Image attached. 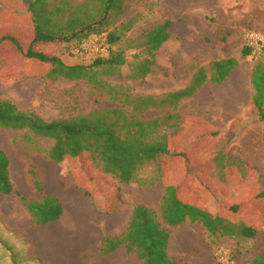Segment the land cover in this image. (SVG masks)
I'll return each instance as SVG.
<instances>
[{"label": "trees", "instance_id": "obj_1", "mask_svg": "<svg viewBox=\"0 0 264 264\" xmlns=\"http://www.w3.org/2000/svg\"><path fill=\"white\" fill-rule=\"evenodd\" d=\"M124 1L96 0L95 5L91 6L87 0L75 6L73 0H22L25 11L33 22L34 40L27 51L18 37L6 35L0 38V42H13L30 63H50L51 68L45 74L48 80L53 82L61 77L73 81L83 80L108 94L111 100L119 102L121 106L96 108L88 114L46 120L35 112L19 109L11 100L0 99V130H25L28 141L34 137L53 140V146L46 153L48 159L56 162L71 160L74 174L76 166L79 167V177L86 173L83 171L86 164L91 163L99 171L119 182L140 187L153 186L157 182L165 183L159 210L145 204H136L127 229L116 238H107L102 249L105 254L124 246L142 264H180L168 254L170 232L164 224L177 227L184 222L198 223L214 240L223 237H258L264 233V229L254 223V218L262 215V211L255 215L256 211L251 210V215L245 220L241 217L242 202L231 204L230 198L233 196L229 198L230 195L224 189H214L215 192L212 193L202 182L193 180L191 184H195V188L200 191L197 195L199 200L205 202L198 205L183 199L178 188L165 181L168 168H165V162L168 158H182L181 162L186 158L185 154L176 151L175 147L172 148V138L179 134L181 128L178 104L183 98L192 97L206 81L223 82L241 60H219L208 67H201L186 88L160 98L155 95H137L128 87L109 83L105 78L123 75L124 68L129 70L125 75L127 79L143 82L155 71L154 51L169 36V23L158 25L139 38L131 39L123 35L137 22V18L127 21L116 33H106V29L103 30L100 26L102 22L99 24L96 19L101 17L106 20L110 11L120 4L123 5ZM91 8L95 12L92 17L89 16ZM96 33L105 35L110 52L82 59L85 64H68L57 55L49 57L33 47L37 42L60 41L69 44L75 40V49ZM129 50L135 52L128 54ZM251 55L246 46L243 59ZM253 57L258 60L251 76L252 103L259 119L264 121V53ZM231 62H234L231 68L224 65ZM212 69L216 70L215 75ZM170 106L174 107L171 112L152 118L145 116V112L151 108ZM184 166H176L183 169L179 173L193 174L188 165ZM149 168L151 171L147 174ZM33 183L38 192L44 193L43 180L35 176ZM0 193L17 197L37 225L57 221L63 214L62 203L56 196L44 194L42 198L36 199L21 194L11 178L9 157L1 147ZM86 193L90 195L87 190ZM252 193L250 199H246L264 200L263 191L255 194L254 189ZM6 236L8 237V232L0 228V245L6 242ZM6 257L16 264H22L25 260L24 247L13 249ZM228 264H232L231 257ZM249 264H264V251L258 253Z\"/></svg>", "mask_w": 264, "mask_h": 264}, {"label": "rangeland", "instance_id": "obj_2", "mask_svg": "<svg viewBox=\"0 0 264 264\" xmlns=\"http://www.w3.org/2000/svg\"><path fill=\"white\" fill-rule=\"evenodd\" d=\"M84 1L87 0H73L75 6ZM88 1L91 6L95 5L96 0ZM126 1L131 4L128 10L132 14L138 2L137 0ZM245 2V5L242 4L234 9V12L238 10L239 13L244 15V20L232 23V29L237 31L240 36V40L237 42L238 45L245 42L246 46L248 33L256 31L264 34V0H245ZM22 6L21 0H0V38L6 35H16L17 30L21 35L18 39L27 51V48L30 47L28 21L24 16H12L10 14L11 11H20ZM94 14L95 12L91 8L89 16L92 17ZM101 20V17L96 19L99 24L102 22L100 26L103 30L106 29V33H116L118 31L114 28L115 19L108 16L106 20ZM126 34L128 35V31L123 33V35ZM205 42L206 44L204 43L200 49V54L189 53L186 55L181 53L177 56V65H180V67L173 73L168 71V75H164V78L160 81L157 78L154 79L152 75H149L143 82L129 80L125 77L129 71L128 68L123 69V75L106 77L105 80L113 85L128 87L132 93L137 95L146 94L162 97L165 94L162 91H167L169 88L175 91L182 87L186 88L189 85V79L198 70L184 67L187 66L186 64H188L187 62L191 56L192 62L197 63H207L206 61L210 59L216 57V59H219L222 56L215 45L210 47L209 42L206 40ZM75 43V40L69 44L60 41L41 42L33 47L49 57L57 55L68 64H85L86 62H83L74 54L76 48L73 49V47ZM0 44H2L0 45V99L13 101L19 109L35 112L46 120H55L81 113L88 114L96 108L121 106L119 102L111 100L108 94L83 80L73 81L63 77L53 82L48 80L45 76L48 70L45 67L50 69V63L43 61L30 63L23 53L19 52V57H16L9 48L4 46H16L13 42L5 40ZM134 52L135 50H129L128 54ZM257 60L258 58L251 55L250 66H254ZM224 65L231 68L234 62ZM31 68L34 69L31 70ZM35 69L36 73L42 69V74L35 75ZM157 91H161L162 94L159 95ZM233 91L234 102H232V108L225 112V116L216 119L218 132L213 134L196 132L178 134L182 136H180V142L176 143L177 147L175 146V149L186 155L188 161L193 164L191 169L194 173H205L210 177L213 176L215 183L217 182L216 184L219 185L214 189L216 191L224 189V192L228 196L230 195L229 198L233 196V198H230L231 204L242 202L240 211L243 219L248 220L251 210L256 211L255 215H259L258 213L262 211L260 213L262 215L254 218V223L264 229V200L258 198L255 201L249 200V196L253 195L252 191L254 189L255 194L263 191L264 195V121L259 119L253 107L251 97L253 89L250 86L245 91L239 90L238 99L236 98L235 89ZM194 105L195 103L192 104L191 100H186L184 103L180 102L177 111L180 112L181 118L192 113L195 109ZM173 110L174 107L172 106L151 108L145 112V116L152 118ZM180 123H183V121L181 120ZM25 135V130H0V147L9 157L11 178L21 194L28 198H42L45 192L41 193L36 190L33 178L37 176L39 179L46 181L48 176V186L50 185V189L51 186L57 188L64 200L72 197L76 198V201L79 199L86 200L84 196L77 198L80 194L74 192L75 181L79 180L80 184L86 185L85 176H78V165L75 168V176L71 160L65 159L62 162H56L46 156L47 151L54 144L53 140L34 137L31 141H28ZM168 159L174 158L171 156ZM88 169L93 170L92 168ZM150 171V168L147 169V174ZM161 183L157 182L156 184L159 192L163 190ZM144 187L146 186L125 185L120 196V212L115 216L97 217L96 223L100 228L97 235L99 241L108 232H111L113 237L117 235L116 233L122 229L129 219L133 204L141 202L142 198L144 199L148 194L147 189H144ZM156 207L158 208V204ZM73 209L77 210L75 207H70L67 216L63 219L67 228H70L74 218ZM89 218L90 216L86 215L76 225L80 233L86 232ZM0 228H4L8 232L6 242L0 245L1 256L8 255L13 249L17 250L19 247H23L22 236L25 229L30 230L35 237L41 233L47 234V236L55 233L50 225L36 226L30 217V213L22 206L17 197L1 193ZM172 231L176 234L174 252L184 253L186 251L189 252V255H196L203 250L202 257L198 258L200 264H218L220 262L228 264L220 258L219 253L221 251L227 253L228 262L229 257H231L232 264H249L258 253L264 251V233L253 239L223 237V239L214 240L208 236L201 225L196 223L182 224ZM99 241L90 248L91 252L96 255L101 253L98 246ZM56 243L59 244V242ZM44 248L49 253H55L56 248L48 242ZM113 256L121 259L124 264H139L133 255L127 253L123 248L115 252ZM99 260L100 264H113L106 257H99Z\"/></svg>", "mask_w": 264, "mask_h": 264}, {"label": "crops", "instance_id": "obj_3", "mask_svg": "<svg viewBox=\"0 0 264 264\" xmlns=\"http://www.w3.org/2000/svg\"><path fill=\"white\" fill-rule=\"evenodd\" d=\"M137 2L136 9L132 14H130L128 10L131 4L129 1L125 0L123 5L120 4L114 10L110 11L109 17L117 20H115V28H117V30H121L123 24H126L127 21L133 18L138 19L132 29L128 31V35L126 34L129 38H139L144 36L147 32L154 30L156 26L169 23L167 30L169 35L168 38L154 51L155 71L151 74L154 79L157 78L158 81H160V79L164 78V75H168V71L173 73L179 68L180 65H177L176 59L181 53L186 55L189 53L200 54V49L203 47L204 43L206 44L205 40L209 42L210 47L215 45L216 48H218L222 55L221 58L216 59V57L210 59L206 61L207 63H197L195 61L192 62L191 56L190 60L187 62L188 64H186L187 66L184 67H189V69H200L201 67H208L212 62L219 60H241L239 64L233 67L223 82L215 83L206 81L192 97L183 98L180 101L184 103L186 100H191L192 104L193 102L195 103V109L192 113L181 118L183 123L180 124L181 128L179 134L190 132L213 134L218 132V122L216 119L225 116V112L232 108V102H234L233 90L235 89L236 98L238 99L240 95L239 90L245 91L249 86L252 88L251 76L254 66H250L249 64L250 57L243 59V52L246 48L245 42L239 43L238 45L237 42L240 40V36L237 31H233L232 29V23L244 20V15L239 13L238 10L234 12V9L240 7L242 4L245 5V0H137ZM25 10L26 8L23 3L20 11H11L10 14L12 16H24L28 21L29 43H31L35 38L32 26L33 22ZM205 29H207V31H205ZM15 33L17 34L13 36H21L17 30ZM37 43H35V45ZM4 46L9 48L16 57H19L18 55L20 53L18 47L12 45ZM236 50L238 51L236 52ZM45 68L49 70L48 67ZM33 69L34 68H31V70ZM212 70L215 75L216 70ZM34 72L35 75H39L40 73L42 74L43 70L40 69L39 72L36 73L35 69ZM192 77L189 79V84L191 83ZM182 89L184 88L182 87L178 90ZM157 92L159 95L165 93L163 94L165 96L175 92V90L169 88L167 91H162V93H160L161 91ZM180 136L182 135H177L172 138V148L177 145L176 143L178 141L180 142ZM181 159L182 158L174 157V159H168V161L165 162V168L166 166L168 167L166 168V183L168 182L176 186L183 199L198 205L204 204L205 202L203 203L201 199L199 200L197 195L200 191L195 188V184H191L192 181L198 180L202 182L203 185L211 189L212 193L215 192L214 187L219 185L216 184L217 182L215 183L213 176L212 178L205 173H194L191 169L193 164L188 161L187 157L184 159V162H181ZM177 165H185L184 167L188 165L193 174L179 173V171L183 169L176 168ZM88 168H92L93 170ZM83 171L86 172L84 173L86 185L80 184L79 180L75 181L74 192L80 194L77 198L84 196L86 200L79 199L76 201V198L74 199L73 197L64 200L57 188L51 186L50 189V185L48 186V176L46 177V181H44V192L45 194L59 198L63 206V214L57 221L45 225H37L33 222L38 227L50 225L51 228L55 230L54 235L47 236V234L41 233L35 237V235L31 234L30 230L25 229V233H23L22 236L25 260H23L22 264H100L99 257L109 258V261L113 264H124L121 259L114 258L113 256L119 249H125L124 246H120L111 253H103L102 249L105 247L107 238H116L127 229L133 208L136 204H145L159 210L161 197L165 190V183L163 182L161 183L163 186L161 192L158 191V185L144 187V189H147L146 192H148V194L144 199L142 198L141 202L133 204L130 217L123 225L122 229H120L114 237L111 236V232L106 233L104 238L99 241L97 235L100 228L96 223L97 217L115 216L120 212V196L124 186L128 184L119 182L102 173L94 165H91V163L86 164V168L83 169ZM86 190L90 195L86 193ZM157 204L158 208L156 207ZM70 207H75L77 210L73 209L74 218L70 224V228H67L63 219L67 216ZM86 215L90 216L86 225V232L80 233L76 225H78L80 220ZM80 217L82 218L79 220ZM186 223L189 224V222H184L182 224ZM164 226L170 232L168 243L169 256L180 264H200L198 263V258L202 257L203 250L196 255H189V252L186 251L184 253H175L174 240L176 234L172 230L176 227L167 224H164ZM205 231L207 232L206 229ZM97 241H99L98 246L100 247V255L92 253L90 249L97 244ZM47 242L56 248L55 253L46 251L44 246L47 245ZM56 242H59V244ZM6 256L7 255L1 256L0 254V264H16ZM133 257L139 264H142L134 255Z\"/></svg>", "mask_w": 264, "mask_h": 264}, {"label": "built area", "instance_id": "obj_4", "mask_svg": "<svg viewBox=\"0 0 264 264\" xmlns=\"http://www.w3.org/2000/svg\"><path fill=\"white\" fill-rule=\"evenodd\" d=\"M246 46L250 49L252 56H260L264 53V34L261 32H250L246 37ZM110 52L104 34L96 33L90 37L82 46L75 49V56L79 59H89ZM220 258L228 263L227 253L221 251Z\"/></svg>", "mask_w": 264, "mask_h": 264}]
</instances>
